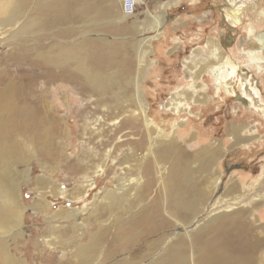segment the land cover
<instances>
[{
	"label": "bare ground",
	"instance_id": "6f19581e",
	"mask_svg": "<svg viewBox=\"0 0 264 264\" xmlns=\"http://www.w3.org/2000/svg\"><path fill=\"white\" fill-rule=\"evenodd\" d=\"M27 2L28 0H0V25L7 32L16 28L20 22L23 24ZM80 3L81 0L72 3L67 0H50L49 4H44L37 12L45 13L44 25L49 29L57 28L75 20L74 16L83 10H80ZM90 4H95L96 7L102 4V0H93ZM232 4L233 2L230 3ZM53 8L56 12L54 15L50 13ZM97 8L95 14L99 15L101 11L98 12ZM229 14L233 23H240V8ZM124 15L132 16L133 13ZM262 18L264 19V14ZM163 23L160 17H156L154 28L159 31ZM86 34L88 33L84 35ZM254 38L260 48L255 59L262 61L255 64L263 71L264 32L261 31ZM123 46L136 53L137 57L151 54V50H144L143 40ZM114 48L103 49L102 53L98 41H82L71 46H51L47 49L38 46L23 49L16 45L6 55L10 57L9 63L23 69L22 73L19 70L13 78L4 76L0 80V264H264V257L261 255L264 252V241L243 217L245 212H235L234 217L220 223L219 219L226 215L211 217L209 212L202 216L212 203L209 199L214 195V183L208 176L194 182L189 161H199V155L205 156L210 151L205 148L186 149L187 146L173 138L156 153L148 98L139 88V76L131 84L135 93L109 97L106 93L111 86L106 81L108 77L94 68V65L79 70L81 74L78 75H71L68 69H59L60 74L51 73L49 79L42 82L43 86L38 84L34 74L36 72L33 69L41 63L59 64L70 59L76 60L78 55L74 54L83 50L85 53L99 55L103 63L110 64L115 56L111 50ZM239 63L240 61L232 59L228 63L212 65V74L217 80L225 81L239 77L242 81L241 95L250 97V103L246 97L241 99L264 111L262 96L253 84L252 76L248 75L247 68L239 67ZM27 66H33V69ZM141 70L144 73V63ZM64 83L81 89L82 96L79 99L82 103L76 108V114L101 113L100 126L104 127L107 120H112L114 125L100 131L96 129L97 133L91 132L82 143L86 148L93 144L91 151H78L68 160L73 162L77 172L93 169L102 163L108 165L105 178H109V184L103 190L108 202L104 204L97 199L95 207L88 209L83 222L79 221L81 215L76 210L59 212L69 220L65 225L59 226V240H56L52 236L47 239L50 235L46 228L26 234L27 227L23 226L25 209L20 188L29 172L28 169L22 173L15 172L13 162L18 163L19 156L29 155L35 149L48 160L58 161L63 156L62 140L70 139V134L65 126V119L54 115L45 89L52 84ZM58 97L66 102L69 100V95L64 91ZM178 108L177 104L172 105V110L178 111ZM46 126L50 130L44 129ZM229 131L235 137L234 142L242 141L238 128L231 126ZM117 138L122 139L115 141ZM111 144H114L113 148L107 154L113 159L109 164L111 159L105 160V149ZM164 162L170 164L167 176L164 174ZM122 163L126 164L124 171L117 173L115 166ZM212 163L211 160L207 162ZM201 169L202 166H199L197 171ZM100 180L103 181L101 178ZM50 188L54 189L52 186ZM83 189V183H79L63 192L78 194V199L74 200L76 203L84 199L80 195ZM49 194L50 191L44 192L34 201V205L41 206L44 211L48 206L42 197ZM37 235H45L47 238L41 239ZM32 242L35 245L33 258L28 256ZM52 255H57V258L49 263L47 258Z\"/></svg>",
	"mask_w": 264,
	"mask_h": 264
},
{
	"label": "rangeland",
	"instance_id": "374dc122",
	"mask_svg": "<svg viewBox=\"0 0 264 264\" xmlns=\"http://www.w3.org/2000/svg\"><path fill=\"white\" fill-rule=\"evenodd\" d=\"M49 1L28 0L23 24L20 22L10 32L0 25V80L4 76L13 78L19 70L22 73L23 67L9 63L10 57H6L16 45L23 49L34 46L47 49L51 46H71L82 41H98L102 53L103 49L115 47L111 49L115 56L110 64L103 63L99 55L93 52L85 53L83 50L74 54L78 55L76 60L70 59L59 64L41 63L34 69L33 66L27 67L36 72L34 74L38 84L43 86L42 82L47 81L51 73L57 75L60 70L68 69L71 75H78L81 74L79 70L94 65V68L108 77L106 81L111 86L106 93L109 97L135 93L131 84L133 79L139 76V88L148 98L156 153L173 138L187 146L186 149L205 148L210 151L205 155L207 157L199 155V161H189L194 182L208 176L214 183V195L209 199L212 203L207 207V213L202 216L209 212L211 217L226 215L219 219L220 223L234 217L235 212H245L243 217L252 224L264 241V111L248 104L250 97L241 95L242 81L239 77L226 81L217 80L211 71L212 65L228 63L232 59L240 61L239 67L247 68L248 75L252 76L253 84L262 96L263 104L264 70L258 69L255 64L262 61L255 59L260 48L254 37L261 31L264 32V0H141L137 11L126 17L119 0H102V4L96 7L95 4H90L93 0H81L80 10H83L74 16L75 20L52 29L44 25L45 13L37 12V9L49 4ZM67 1L72 3L77 0ZM96 8L98 12L101 11L99 15L95 14ZM237 8H240L241 12V21L238 24L232 22L229 14ZM50 13H56L54 8ZM156 17L164 21L161 31L154 28ZM85 33L88 34L85 36ZM140 40L144 41V50H151L148 56L141 54L137 57L136 53L123 46ZM143 63L144 73L141 70ZM45 90L54 115L65 119L64 123L70 134V139L62 140L63 156L58 161L48 160L35 149L29 155L19 156V162H13V167L16 168L15 172L22 173L25 169L29 172L20 188L25 209L23 226L27 227L26 234L46 228L50 235L48 238L45 235L36 237L50 239L52 236L59 240V226L65 225L69 220L59 212L76 210L81 215L79 221L83 222L88 209L95 207L97 199L102 200L104 204L108 202L103 193L105 186L109 184V178H105L108 165L102 163L93 169L77 172L73 162L68 160L78 151H91L93 144L86 148L82 143L88 139L91 132L93 134L96 129L100 131L113 126L114 122L107 120L103 127L100 126L101 113H96V116L76 114V108L82 103L79 99L82 92L70 83L52 84ZM63 91L69 95L68 103L58 97ZM245 97L248 103L243 100ZM176 104L178 111L172 110V105ZM131 108L134 109V106ZM231 126L240 131V143L234 142L235 137L229 131ZM44 129L50 130L48 126ZM120 139L122 138L115 141ZM113 145H108L105 149V160L111 159L109 164L113 158L108 155V151ZM209 160L213 162L212 165L207 164ZM125 165H116V172L124 171ZM199 166H202L201 171H197ZM163 168L167 176L169 162H164ZM110 177H113V174H110ZM98 178L100 183L97 182ZM43 181L49 184H44ZM79 183L84 185L80 194L84 199L75 203L78 194L63 191ZM46 191H50V194L42 197L48 206L43 211L41 206L34 205V201ZM31 246L28 256L33 258V242ZM261 255L264 257V252ZM56 258L57 255H52L47 261L51 263Z\"/></svg>",
	"mask_w": 264,
	"mask_h": 264
},
{
	"label": "built area",
	"instance_id": "2783aa9c",
	"mask_svg": "<svg viewBox=\"0 0 264 264\" xmlns=\"http://www.w3.org/2000/svg\"><path fill=\"white\" fill-rule=\"evenodd\" d=\"M139 5V0H121V8L124 14L134 13Z\"/></svg>",
	"mask_w": 264,
	"mask_h": 264
}]
</instances>
